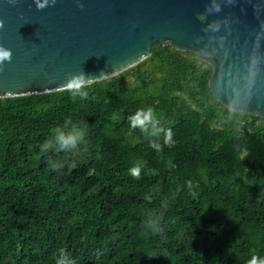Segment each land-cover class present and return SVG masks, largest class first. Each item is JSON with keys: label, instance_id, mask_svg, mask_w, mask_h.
<instances>
[{"label": "trees", "instance_id": "16d2710c", "mask_svg": "<svg viewBox=\"0 0 264 264\" xmlns=\"http://www.w3.org/2000/svg\"><path fill=\"white\" fill-rule=\"evenodd\" d=\"M212 73L166 45L88 85L85 100L67 91L0 99V264H55L61 248L74 264L264 260V119L217 101ZM149 107L172 131L169 144L164 133L150 138L162 151L128 122ZM55 126L85 128L77 155L41 153ZM150 217L162 233L145 229Z\"/></svg>", "mask_w": 264, "mask_h": 264}, {"label": "water", "instance_id": "95a60500", "mask_svg": "<svg viewBox=\"0 0 264 264\" xmlns=\"http://www.w3.org/2000/svg\"><path fill=\"white\" fill-rule=\"evenodd\" d=\"M80 5H83L81 7ZM0 99L65 91L72 75L115 77L170 45L208 63L225 107L264 119V0H0Z\"/></svg>", "mask_w": 264, "mask_h": 264}, {"label": "clouds", "instance_id": "9594fccd", "mask_svg": "<svg viewBox=\"0 0 264 264\" xmlns=\"http://www.w3.org/2000/svg\"><path fill=\"white\" fill-rule=\"evenodd\" d=\"M17 0H8V3L15 4ZM37 6V10H43L45 7L54 6L56 0H34ZM83 7V5H80ZM4 22L0 20V29H3ZM12 51L0 45V72L3 71L5 62L11 63ZM100 77L85 76L83 73L79 75H72L70 78L61 85L65 91L69 92L73 100L79 98L81 100L87 99V86ZM69 121L66 120L64 125L66 126ZM128 122L131 129H139L145 134L146 139L159 137L161 133L165 135V143L169 144L172 138L171 129L165 130L161 126L159 119H157L154 109L151 107L144 109H138L134 115L128 117ZM86 130L81 127L80 130L75 133H65L61 130V126H55L51 129V138L46 139L41 145V153L47 154L50 151L55 152H70L73 155H77L79 147L86 143ZM150 147L157 151H162L161 145L156 139H150ZM48 166L53 171H58L64 166L63 163L57 160H49ZM142 167L137 164L128 170V174L133 179H139L141 176ZM145 229L149 230L152 234L162 233L160 222L157 218H149L144 225ZM58 255L56 256L55 264H74V261L70 259L65 249H58ZM248 264H264V260L259 259L257 256H253Z\"/></svg>", "mask_w": 264, "mask_h": 264}, {"label": "rangeland", "instance_id": "374dc122", "mask_svg": "<svg viewBox=\"0 0 264 264\" xmlns=\"http://www.w3.org/2000/svg\"><path fill=\"white\" fill-rule=\"evenodd\" d=\"M144 62V61H143ZM144 67H146V66H144ZM130 78V80H132L133 81V78L132 77H129Z\"/></svg>", "mask_w": 264, "mask_h": 264}]
</instances>
